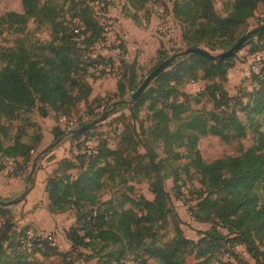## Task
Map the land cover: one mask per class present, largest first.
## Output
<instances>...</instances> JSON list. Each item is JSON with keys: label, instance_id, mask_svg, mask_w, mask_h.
<instances>
[{"label": "trees", "instance_id": "trees-1", "mask_svg": "<svg viewBox=\"0 0 264 264\" xmlns=\"http://www.w3.org/2000/svg\"><path fill=\"white\" fill-rule=\"evenodd\" d=\"M129 1L143 6L150 0ZM21 4V12L8 10L0 15V167L5 158L18 164L23 173L30 167L31 152L38 144L33 146L17 136L6 145L10 134L5 122L17 119L24 111L37 110L44 118L51 114L58 119L71 115L80 103L89 100L92 82L106 71L104 68L94 75L91 67L109 63L115 70V62L100 54L94 57L91 51L104 39L105 27L89 0H21ZM160 5L168 11L166 5ZM263 5L264 0H233L227 3V14L221 15L215 0H176L172 13L179 23L185 49L202 47L217 53L236 43ZM132 18L137 23V15ZM31 22L36 30L47 27L51 38H29ZM5 34L17 36L12 45L3 44ZM248 44L252 45V53L262 52L264 31L243 47ZM159 53L153 69L171 56L166 51ZM121 54L126 57L127 46L121 45ZM236 54L216 60L200 54L177 59L132 103H124V98L129 93L132 98L144 80L136 81V58L129 63L122 59L116 72L120 75L117 102L131 111L130 121H137L141 109L147 106L150 125L137 133L135 126L125 123L122 146L118 148L99 141L94 134L86 135L88 130L71 135L73 140L86 135L98 141L96 155L62 157L46 179L48 211H75L76 219L66 234L71 250H60L48 238L36 241L35 231L29 226L18 230L11 218L2 223L1 218L9 210L0 204V264H75L72 255L80 248L91 251L86 262L97 258L98 264H127L128 257L136 264L152 260L186 264L188 255L195 256V264H253L240 256L239 245L245 246L254 264H264V131L256 128L255 143L245 150L241 147L238 155L207 162L199 148L200 138L208 135L226 143L241 142L248 135V126L239 113L245 112L250 122L264 115V63L251 76L253 89L247 103L231 96L226 88ZM197 81L205 82L197 96L206 97L213 105L211 110L191 109L193 96L185 87ZM86 121L68 130L60 125L54 127L55 140ZM143 134L152 137L154 147L143 139ZM39 140L40 137L37 143ZM139 143H143L145 152L138 151ZM160 146L167 156L162 157L156 150ZM183 159L186 161L180 167H170L171 160ZM179 168L185 169L186 182L192 183L198 194L191 207L195 221L210 225L199 230L197 240L186 235L166 189V179L173 177L176 194H181ZM21 173L17 172L18 176ZM129 174L131 178L142 175L137 182L148 179L152 198L133 195L138 189L129 184L125 177ZM115 185L126 188L120 199L103 200L104 191ZM28 233L35 240L32 250L22 249Z\"/></svg>", "mask_w": 264, "mask_h": 264}, {"label": "rangeland", "instance_id": "rangeland-1", "mask_svg": "<svg viewBox=\"0 0 264 264\" xmlns=\"http://www.w3.org/2000/svg\"><path fill=\"white\" fill-rule=\"evenodd\" d=\"M89 1L94 7L97 17L102 21L105 27V32L103 34L104 39L96 43L91 50L92 53H94V57H96L98 54L102 56L104 55V57L110 58L113 63L115 62V66H120V64L122 65V59H125L129 63L132 62L134 58H136L138 61V65L135 70L137 75L136 81L145 80L147 78L153 67H155L156 63L160 59L159 50L161 52L166 51L167 55L170 56L177 51L185 49L181 39V29L178 21H176L173 16H167L172 15V7L176 0H150L143 6L139 2L135 3L129 0ZM231 1L233 0H215L216 8L221 15L227 14V3H230ZM160 3L166 5L168 9L164 15L159 12V8L161 6ZM8 10L21 12V0H0V15ZM134 15H137L138 17L137 23L132 18ZM263 22L264 5L261 6L255 16L249 20V24L246 29L244 31L241 30L242 33H240L238 38L257 27L259 23ZM161 24H163V28L166 29V31L170 30V26H173V28L171 31H168L167 34H164L160 32L161 30H159V26ZM28 36L31 39H40L41 41H48L51 38L50 30L47 27L36 30L35 24L32 22L29 24ZM16 37L17 36L15 35L5 34V40L3 44L12 45V41ZM121 45H128L127 47L130 51L129 58L126 59V57L124 58V56H122ZM251 49L252 45L248 44L236 52L237 54L232 60L233 67L229 69L228 81L226 83V88L230 95L240 98L243 103H247L249 101V92H251L253 89L251 76L253 73H257L253 70V66H255L257 63L253 57L256 54L252 53ZM260 54L261 64L259 70L264 63V49L262 52H260ZM104 68L106 71L101 76V78L92 82L93 92L89 100L87 102L80 103L71 115L79 117V122L87 120V123L100 117L103 115V113L110 111L113 105H116L114 111L110 112L108 118L89 129V133L86 135L94 134V136L98 137L99 141H107L110 147L118 148L122 146L121 135L126 128L125 123H130L132 126H135L137 133H140L142 132V129H147V127L150 125L151 112L147 106H144L139 113L138 120L130 121L128 116L131 115V111L122 103L117 102L119 99L118 95L116 94L117 81L120 75L115 74V71L110 68L109 63L96 64L94 67H91L90 72L94 75H98L102 70H104ZM108 68H110V70ZM204 87L205 82L203 81L190 82L185 87V89L193 96L189 102L193 111H208L213 108L212 103L206 97L200 95L197 96L198 93L202 92ZM130 100L131 93L127 94L126 98H124V103L129 102ZM239 107L240 106H237L238 109ZM82 113L88 114L87 119H84L80 116ZM189 113L190 112L185 114L183 117H187ZM239 115L248 126L247 137L242 139L241 142L233 141L230 143L224 142L217 136L208 135L201 137L199 141V148L205 161L211 162L215 159L228 155L240 154L241 147H243L245 150L255 143L257 135L255 132L256 128L264 131V115L255 116L254 122H250L247 119L245 112H240ZM58 125H60L65 130L69 129L68 126L60 123L58 117L54 114H51L50 117L44 118L39 115L37 110L32 112L24 111L17 119L5 122V126L8 127L10 134L9 137L5 139L6 145L11 144L14 141V138L17 136H19L22 141L29 142L33 146H36L37 144L38 145L33 150V152H31L33 160L30 167L25 169L23 173H21L22 170L19 169L20 167L18 164L11 163L5 158L2 159V167H0V198L3 201L17 199L26 191L30 192V187L33 183L39 164L41 167H46L45 165L48 166V163L54 161L56 158L59 159L64 156H68L70 158L75 157L72 153V148L73 143L77 139L73 140L72 138H69L70 136L64 138L61 143H59L54 149L42 157V151L55 141L53 129ZM86 135H82L80 139ZM38 137H40V140L37 143ZM143 139H148L151 147H154L151 136L148 137L147 134H143ZM142 144L143 143H139L138 145V151L141 153L145 152L144 146ZM156 150L159 151L162 157L167 156V154L163 152L162 146L157 147ZM38 155H40V158H38L37 168L32 181H29L26 176L27 174L29 176L32 165L35 159H37ZM185 161L186 159H183L180 162L171 160L170 167H180V165ZM54 167L51 170H53ZM179 169L181 175V180L179 181V185L181 186V194L179 196L176 194L173 177L166 179V189L172 195L173 204L179 217L183 221V228L186 235L190 238L197 239L198 236H200L199 229L201 226L196 224V221L192 219L190 212L192 211V205L197 202L198 194L194 190L193 184L188 183V181L186 182L187 176L185 169ZM17 172L18 174L21 173V177L18 176ZM163 172H165V170H163ZM75 174H79V170L75 171ZM125 177H128L129 184L135 185L136 189H138L133 194L134 196L139 194H144L149 198L153 196L149 188L148 179H143L141 182H137L139 179L143 178L142 175L131 178L132 176L129 174V176L126 175ZM194 185L198 186V182L195 181ZM120 186L115 185L111 189H106L103 193L102 199L108 200L113 197L116 199V201H118L120 199L121 193L126 191L125 187L120 188ZM29 192L20 202L6 206L9 210V213H7L5 217L1 218L2 223L4 220L11 218V224L15 225L18 230L22 229L21 225H23V223L19 216L24 214L23 203L28 200L27 197ZM39 203H42V201ZM39 203L37 206H40ZM63 217L62 227L63 230H66V227L70 226L72 221L71 219H76L75 211L72 210ZM56 227L57 226H50V228H46L43 226V229L37 227L38 229L34 230L37 235L42 232L53 233L56 237ZM222 231L226 232L224 229H222ZM13 238L14 241H17L16 236H13ZM56 242L58 246L61 245L60 241ZM22 249H24L23 246ZM237 251L239 252L240 256L250 259L254 264V261L249 257L244 245H239L237 247ZM89 253H91L90 250L80 248L78 251L73 252L72 260L75 264H98L97 258L91 259V261L88 262L85 261L86 255H89ZM57 259L58 258H56L55 261ZM50 261H52V259ZM126 262L127 264H136L131 260L130 257H128ZM195 263V256L188 255L186 264ZM149 264L159 263L152 260L149 262Z\"/></svg>", "mask_w": 264, "mask_h": 264}, {"label": "water", "instance_id": "water-1", "mask_svg": "<svg viewBox=\"0 0 264 264\" xmlns=\"http://www.w3.org/2000/svg\"><path fill=\"white\" fill-rule=\"evenodd\" d=\"M264 31V24L255 27L254 29L248 31L246 34L242 35L237 41L236 43L228 50L226 51H221L218 53H213L211 51H209L206 48H202V47H188L184 50L178 51L174 54H172L170 57H168L167 59H165L163 62H161L156 68H154L149 75L147 76V78L144 80V82L141 84V86L137 89V91L132 95L131 100L129 101L130 103H132L133 101H135L139 95L147 88L148 84L153 81L160 73H162L163 71H165L166 69H168L177 59H180L182 57H186L188 55L191 54H200V55H205L211 59H224L227 57L232 56L233 54H235L237 51H239L243 45L252 37H254L255 35H257L259 32ZM116 105H113L112 109L110 111H107L105 113H103V115H101L100 117L93 119L90 122H87L77 128L71 129L65 136L60 137L59 139H56L54 142H52L49 146H47L43 151H42V157H44V155H46L49 151H51L52 149H54L59 143H61V141L64 140V138L74 135V134H82L85 131L91 129L92 127H94L95 125H97L98 123L106 120L110 114V112H113L115 109ZM37 164H38V158L35 159L31 171L29 173L28 176V180L32 181L35 170L37 168ZM29 191H26L24 194H22L19 198L17 199H12L9 201H3L0 199V204L3 206H10L13 204H16L18 202H20L28 193Z\"/></svg>", "mask_w": 264, "mask_h": 264}, {"label": "crops", "instance_id": "crops-1", "mask_svg": "<svg viewBox=\"0 0 264 264\" xmlns=\"http://www.w3.org/2000/svg\"><path fill=\"white\" fill-rule=\"evenodd\" d=\"M129 52L130 51L128 48V54L126 55V58H129ZM59 159L56 158L54 161L49 162L48 166L45 165L46 167H41L39 164L36 170L35 176H34L33 183L30 187V192L27 197L28 200L23 203L24 204V211H23L24 214L22 216H19V218L22 220V223H23L21 227L29 226L30 230H33V231H35L34 229H38L37 227H40L41 229H43L42 228L43 226L46 228H50V226H57L56 227V231H57L56 238H57V241H60L61 243V245H59V248L62 251H69L71 249V244L66 237V231L70 228V226L73 224L75 220L74 218L71 219L72 221L70 223V226L66 227V230L65 229L63 230L62 218H64L63 216H66L67 213L51 214L47 209L48 200H47V194L45 191L46 179L48 177V174L51 172V169L55 166V162L58 161ZM40 201H42V203H39ZM38 203L40 206H37ZM196 224L201 226L199 230H206L210 226L209 224H206V223L196 222ZM199 237L200 236H198L197 239H199ZM194 239L197 240L196 238Z\"/></svg>", "mask_w": 264, "mask_h": 264}, {"label": "built area", "instance_id": "built-area-1", "mask_svg": "<svg viewBox=\"0 0 264 264\" xmlns=\"http://www.w3.org/2000/svg\"><path fill=\"white\" fill-rule=\"evenodd\" d=\"M159 12L162 15H164L166 13V9L163 6H160ZM171 14L172 15H167V16H173V13H171ZM172 28H173V26L172 27L170 26V30H168V31H171ZM159 30H161L160 31L161 33H164V34L168 33V31H166V29L163 28V24H161L159 26ZM253 57H254V60L257 62L256 65L253 66V70L255 72H258L259 68H260V64H261V54L257 53ZM118 67L119 66H115V70H114L115 74L118 70ZM110 68L112 69L111 66H110ZM110 68H108V69L110 70ZM87 115H88L87 113H82L80 116L84 119H87ZM79 120H80V118L75 116V115H71V116L62 115L59 117L60 123L65 124L66 126H68V128H73L76 125H78L80 123ZM72 153L75 157L79 156V155H87V156L96 155L98 153V141L93 139V138H88V137H83L81 139L79 138L73 143ZM190 215H191L192 219L195 221V219L192 215V212H190ZM37 236L38 237H37L36 241H38V242H41L45 238H48L52 245L58 246L57 242H56L57 239L53 233H40ZM34 245H35V240L33 239L32 235L30 233H28L27 238L23 241V247L25 249L32 250Z\"/></svg>", "mask_w": 264, "mask_h": 264}]
</instances>
